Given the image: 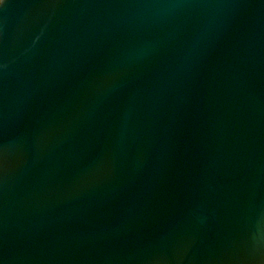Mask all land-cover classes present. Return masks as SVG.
<instances>
[{"label": "water", "instance_id": "obj_1", "mask_svg": "<svg viewBox=\"0 0 264 264\" xmlns=\"http://www.w3.org/2000/svg\"><path fill=\"white\" fill-rule=\"evenodd\" d=\"M0 264H264V0H4Z\"/></svg>", "mask_w": 264, "mask_h": 264}, {"label": "snow or ice", "instance_id": "obj_2", "mask_svg": "<svg viewBox=\"0 0 264 264\" xmlns=\"http://www.w3.org/2000/svg\"><path fill=\"white\" fill-rule=\"evenodd\" d=\"M4 3V0H0V4H3Z\"/></svg>", "mask_w": 264, "mask_h": 264}]
</instances>
